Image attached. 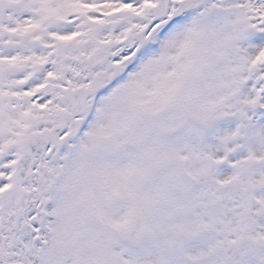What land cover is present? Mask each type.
I'll return each mask as SVG.
<instances>
[{
  "label": "snow or ice",
  "instance_id": "obj_1",
  "mask_svg": "<svg viewBox=\"0 0 264 264\" xmlns=\"http://www.w3.org/2000/svg\"><path fill=\"white\" fill-rule=\"evenodd\" d=\"M0 264H264V0H0Z\"/></svg>",
  "mask_w": 264,
  "mask_h": 264
}]
</instances>
